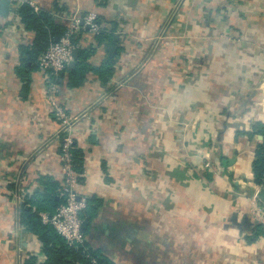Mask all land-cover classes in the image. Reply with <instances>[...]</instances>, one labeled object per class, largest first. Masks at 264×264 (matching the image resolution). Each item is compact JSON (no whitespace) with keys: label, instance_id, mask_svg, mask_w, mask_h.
<instances>
[{"label":"crops","instance_id":"1","mask_svg":"<svg viewBox=\"0 0 264 264\" xmlns=\"http://www.w3.org/2000/svg\"><path fill=\"white\" fill-rule=\"evenodd\" d=\"M30 1L65 27L94 12L106 34L99 44L79 33L90 69L76 88L65 71L58 93L83 155L89 249L114 264H264L250 214L264 145V0ZM19 7L0 15V264H44L21 211L47 178L61 185L64 132L43 72L22 62L35 33ZM259 197L264 207V189Z\"/></svg>","mask_w":264,"mask_h":264},{"label":"built area","instance_id":"2","mask_svg":"<svg viewBox=\"0 0 264 264\" xmlns=\"http://www.w3.org/2000/svg\"><path fill=\"white\" fill-rule=\"evenodd\" d=\"M10 2L11 5L16 7L27 3L36 12L40 11V8L30 0H10ZM70 20L71 23L62 37L57 42L52 43L39 59V69L43 72L46 83V97L49 99L51 110L59 121L64 135L60 144L62 179L59 198L61 203L52 215L46 212H39L38 215L42 223L51 226L64 239L69 248L82 249V253L86 259H89L90 264H98V259L88 254L87 237L83 230V213L88 207V199L79 192V179L82 175L76 172L73 164L72 150L74 140L72 138V129L75 117L69 115L59 105L57 95L60 89L56 81L68 68L69 63L74 61V52L78 49L75 41L79 33L88 31L98 35L101 32V26L98 24V16L94 12L82 16H74ZM205 166L209 168L211 163L207 162ZM263 189L264 187L259 185L255 191L253 203H256V207L251 210L250 214L253 222L261 226L264 231V207L258 204L259 196ZM34 211H36L35 208Z\"/></svg>","mask_w":264,"mask_h":264},{"label":"trees","instance_id":"3","mask_svg":"<svg viewBox=\"0 0 264 264\" xmlns=\"http://www.w3.org/2000/svg\"><path fill=\"white\" fill-rule=\"evenodd\" d=\"M18 14L22 18V22L25 28L35 33L33 46L20 47L22 62L31 63L32 65L31 67H28L29 69L39 68L40 57L52 43L56 42L57 38L59 39L62 37L67 27L56 23L50 12L44 10L36 12L34 8L27 3L19 7ZM98 24H100L99 20ZM105 35V31H103L101 28V32L96 35L99 44L103 43V40L106 38ZM76 51L78 54L74 58V61L76 62L75 68H67L68 70H65L69 73V86L72 88H76L84 82L86 73L90 69L87 63V60L89 58L88 53L79 49H77ZM61 76L56 81L58 85H61ZM256 128L258 129L259 133L264 135V124H258L256 125ZM63 135L64 133L60 137H63ZM72 156L76 172L82 175L83 155L81 150L77 148L76 143H74L73 145ZM252 171L254 175V182L257 185H261L264 187V145L261 143L258 145V148L256 150L255 159L252 164ZM81 178L79 179V181H81ZM44 186L45 192H38L31 199H27L24 204V208L21 211L22 224L26 226L30 232L37 235L39 241L43 245L44 255L47 258L44 264H90L89 259H86L84 254L82 253V249L69 248L66 245L64 239L61 238L51 226L44 225L42 223L38 213L46 212L52 215L55 212L57 206L61 203V199L59 198L61 185L58 182L47 178ZM28 205H30L31 207L35 206L36 211H32V208L28 209ZM257 228H259L257 230V234L264 235L262 227L258 226ZM256 236L257 235L248 239L249 242L253 243L256 240ZM88 254L91 257L98 259V264H114L107 258L100 255V253L96 250L89 249ZM24 264H36V260L34 258H31L29 260H26Z\"/></svg>","mask_w":264,"mask_h":264},{"label":"water","instance_id":"4","mask_svg":"<svg viewBox=\"0 0 264 264\" xmlns=\"http://www.w3.org/2000/svg\"><path fill=\"white\" fill-rule=\"evenodd\" d=\"M10 7L11 2L10 0H0V15L7 16L10 13ZM58 41V38L56 39V42ZM107 46V52L110 53V55H113V51L115 50V47L112 45H106ZM77 51L74 52V57L77 56ZM75 66V61H72L69 63L68 67L73 68ZM86 228V224L83 223V229Z\"/></svg>","mask_w":264,"mask_h":264},{"label":"rangeland","instance_id":"5","mask_svg":"<svg viewBox=\"0 0 264 264\" xmlns=\"http://www.w3.org/2000/svg\"><path fill=\"white\" fill-rule=\"evenodd\" d=\"M58 96V95H57ZM49 99H47V101H48ZM57 101H58V98H57ZM48 103H50L49 101H48ZM58 103H59V101H58ZM60 105V104H59Z\"/></svg>","mask_w":264,"mask_h":264}]
</instances>
